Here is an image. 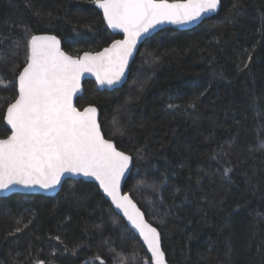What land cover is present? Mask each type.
Instances as JSON below:
<instances>
[{"label": "trees", "instance_id": "trees-1", "mask_svg": "<svg viewBox=\"0 0 264 264\" xmlns=\"http://www.w3.org/2000/svg\"><path fill=\"white\" fill-rule=\"evenodd\" d=\"M39 33L74 56L120 37L92 0H0V138L14 69ZM83 87L76 105L97 107L104 136L132 155L124 191L159 230L170 264H264V0H221L197 26L148 37L120 87ZM37 260L151 258L93 182L67 179L55 196L0 197V264Z\"/></svg>", "mask_w": 264, "mask_h": 264}, {"label": "snow or ice", "instance_id": "snow-or-ice-1", "mask_svg": "<svg viewBox=\"0 0 264 264\" xmlns=\"http://www.w3.org/2000/svg\"><path fill=\"white\" fill-rule=\"evenodd\" d=\"M92 2L103 10L108 26L123 33V39L113 40L102 51L74 57L62 51L54 35L27 38L23 67L14 69L18 71L14 78L18 95L4 115L11 134L0 139V192H10L17 185L52 190L65 173L94 177L143 238L151 253L146 264H166L160 233L145 222L129 194H121V181L131 171L133 157L117 150L112 139H105L97 107L80 110L73 97L80 91L84 73H93L99 85L119 83L143 36L162 24H195L202 16L215 13L221 0ZM0 86H7L2 78ZM224 171L227 175L231 169ZM36 264L46 262L37 260Z\"/></svg>", "mask_w": 264, "mask_h": 264}, {"label": "water", "instance_id": "water-1", "mask_svg": "<svg viewBox=\"0 0 264 264\" xmlns=\"http://www.w3.org/2000/svg\"><path fill=\"white\" fill-rule=\"evenodd\" d=\"M169 2H173V0H169ZM220 5H221V3H220ZM97 7H98V6H97ZM98 9H99V11L101 12V14H102V16H103V10L100 9L99 7H98ZM219 9H220V6H219L218 10H219ZM218 10H217L215 13H209V14H207V15H205V16H202V17H201V18H200L195 24H188V25L162 24V25H158L155 29L151 30L150 33L146 34L145 36H143V37L138 41V43H137V50L134 51L133 57L130 59L129 66H128L127 70H126L125 76L121 79V81H120L119 83H117V84H115V85H112V86H108V85H106V84H105V85H99V84L97 83L96 76H95L93 73H84V74L81 76V88H80V91L77 92V93L74 95V97H73V103H74L75 106L77 107V105H76V99H77L79 96H81V95L83 94V92H84L83 83H84V81H86V80H92V81H94L95 84L97 85L98 89H100V90H103V89L112 90V89H114V88H118V87H120V86H121V85L127 80L130 66H131L132 62L134 61V59H135V56H136V54H137V52H138V50H139L140 45H141V44H142V43H143L148 37L152 36V35L155 34L156 32H158V31H160V30H162V29H165V28H176V29H179V30H187V29H191V28L195 27L198 23H200L204 18H206V17H210V16L216 14V13L218 12ZM103 19H104V16H103ZM104 21H105V20H104ZM105 24H106V26L108 27V29H109L111 32H113V33H115V34H118V35H121V38H119V39H123V33H122L119 29H113V28L109 27L108 24L106 23V21H105ZM35 35H54V34H50V33H39V34H35ZM54 36H56V35H54ZM56 37H57V39H59L60 42H61V45H60V46H61L62 51H64V52H65L66 54H68V55H71V54L67 53V52L63 49L61 39H60L58 36H56ZM111 44H112V43H111ZM111 44H110V45H111ZM110 45H109V46H110ZM109 46H106V47L102 48L101 50L94 51V52L102 51L103 49H105V48H107V47H109ZM86 52H93V51H86ZM83 53H84V52H83ZM83 53H81V54L78 55V56L83 55ZM71 56H74V55H71ZM74 57H75V56H74ZM17 76H18V75H17ZM16 91H17V95H18V85H17V84H16ZM13 101H14V100H13ZM87 106H89V105H87ZM87 106H85V107H87ZM93 106H94V105H93ZM77 108H78V107H77ZM78 109H80V108H78ZM82 109H83V108H82ZM82 109H80V110H82ZM6 110H7V108H6ZM98 113H99V111H98ZM5 114H6V111H5ZM5 114H4V115H5ZM98 119H99V115H98ZM4 124H5L6 127L9 129V134H8V135H10V134H11V127H10L9 125H7V123H6L5 120H4ZM101 131H102V129H101ZM102 133H103V132H102ZM6 138H7V136L4 137V138H0V139H6ZM105 139H108V138L105 137ZM113 143H114V141H113ZM114 144H115V143H114ZM115 146H116V145H115ZM116 148H117V147H116ZM117 150L122 151V150H120V149H118V148H117ZM123 152H124V151H123ZM125 153H126V154H129V153H127V152H125ZM129 155H130V154H129ZM131 156H132V155H131ZM132 168H133V160H132V164H131V171H132ZM131 171L128 172V173H126L125 178H123L122 181H121V194H125V193L129 194L128 192L124 191V185H125L126 180H127L128 177H129ZM67 179H73V180L82 179V180H85V181L93 182V183L98 187V189H99L100 193L103 195V197L109 202V204L111 205L112 209H113V210H114V211H115V212H116V213H117V214H118V215L124 220L125 224H126V225H127L132 231H133V233L138 237V239L140 240V242H141L142 245L144 246V248H145V250H146L148 256L151 258V253L149 252V250H148V248H147V245L144 243L143 238L140 236L138 230H136V229L134 228V226H133V225L131 224V222L127 219V217L124 216L123 212H122L121 210L117 209V208L115 207L114 204H112L111 198L108 197V196L103 192L102 189H100V187H99V182L96 181L94 177H91V176H83L82 174H81V175H73V174H70V173H65L64 176H63L62 179H61V183H60L59 185H57L55 189L47 190V191H46V190H44V189L39 188L38 186H36V187H34V188H31V189H26V188H24V187H22V186L17 185V186H14V189H13L12 191H10V192H9V191H3V192H0V197H7V196H9V195H11V194H15V193H18V194H29V195L55 196V195L59 192V190L61 189V186H62L63 182H64L65 180H67ZM129 196H130L132 202L136 205V207H137V208L140 210V212L143 214V218H144L145 222H147L148 224H150L152 227L156 228L155 226H153V225H152V224L146 219L144 212H143L142 209L139 207V205L137 204V202L132 198V196H131L130 194H129ZM156 229H157V228H156ZM157 231L159 232L158 229H157ZM159 233H160V232H159ZM160 236H161V234H160ZM161 248H162V245H161ZM162 250H163V249H162ZM165 258H166V256H165ZM166 264H170V263L167 261V259H166Z\"/></svg>", "mask_w": 264, "mask_h": 264}, {"label": "flooded vegetation", "instance_id": "flooded-vegetation-1", "mask_svg": "<svg viewBox=\"0 0 264 264\" xmlns=\"http://www.w3.org/2000/svg\"><path fill=\"white\" fill-rule=\"evenodd\" d=\"M119 38H121V35H120V37H119ZM119 38H118V39H119ZM116 40H117V39H116Z\"/></svg>", "mask_w": 264, "mask_h": 264}, {"label": "bare ground", "instance_id": "bare-ground-1", "mask_svg": "<svg viewBox=\"0 0 264 264\" xmlns=\"http://www.w3.org/2000/svg\"><path fill=\"white\" fill-rule=\"evenodd\" d=\"M198 24H199V23H198ZM198 24H197V25H198ZM197 25H196V26H197Z\"/></svg>", "mask_w": 264, "mask_h": 264}]
</instances>
